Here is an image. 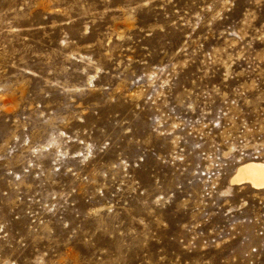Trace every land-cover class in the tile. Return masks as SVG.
Here are the masks:
<instances>
[{
	"label": "rangeland",
	"instance_id": "1",
	"mask_svg": "<svg viewBox=\"0 0 264 264\" xmlns=\"http://www.w3.org/2000/svg\"><path fill=\"white\" fill-rule=\"evenodd\" d=\"M264 0H0V264H264Z\"/></svg>",
	"mask_w": 264,
	"mask_h": 264
},
{
	"label": "bare ground",
	"instance_id": "2",
	"mask_svg": "<svg viewBox=\"0 0 264 264\" xmlns=\"http://www.w3.org/2000/svg\"><path fill=\"white\" fill-rule=\"evenodd\" d=\"M232 183L251 184L253 188L260 189L264 187V163L249 162L238 167L232 177Z\"/></svg>",
	"mask_w": 264,
	"mask_h": 264
}]
</instances>
